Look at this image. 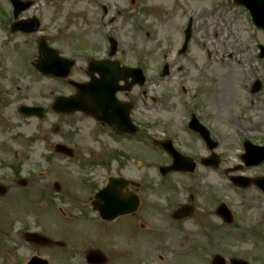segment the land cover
<instances>
[{"label": "rangeland", "instance_id": "obj_1", "mask_svg": "<svg viewBox=\"0 0 264 264\" xmlns=\"http://www.w3.org/2000/svg\"><path fill=\"white\" fill-rule=\"evenodd\" d=\"M35 1L18 20L37 17L41 31L26 36L5 28L6 17L16 20L8 0H0V184L9 188L0 196V264H27L34 255L49 264H88L86 254L93 249L107 256L105 264H211L219 254L228 264L232 259L264 264V193L230 181L231 176L264 175V163L246 167L241 160L244 141L264 146V59L259 56L264 31L253 24L249 10L231 0ZM190 20L192 38L187 52L179 54ZM237 23L241 39L235 34L230 48L226 26ZM46 35L62 55L78 57L74 80H85L89 54H109V36L118 43L112 59L142 66L155 102L145 109L143 88L132 93L141 102L134 115L148 142L116 143L80 114L50 111L57 97H68L73 89L35 68ZM165 64L171 75L161 78ZM257 80L262 89L253 93ZM194 96L199 97L196 116L220 140L214 151L220 165L211 171L200 163L210 151L187 128L197 111L191 105ZM23 104L41 105L47 114L42 121L27 118L19 111ZM169 135L199 171L166 177L157 172L171 159L151 139ZM56 144L76 150V156L55 153ZM109 176L139 183L132 189L141 199L135 213L110 222L91 206ZM19 178L28 180L26 187ZM191 194L197 214L174 220L171 213ZM220 202L234 214L229 224L215 214ZM26 231L67 245L28 243Z\"/></svg>", "mask_w": 264, "mask_h": 264}, {"label": "water", "instance_id": "obj_2", "mask_svg": "<svg viewBox=\"0 0 264 264\" xmlns=\"http://www.w3.org/2000/svg\"><path fill=\"white\" fill-rule=\"evenodd\" d=\"M12 2L15 5L17 15L20 14L22 11L26 10L27 8H29L32 4V2H22V0H12ZM235 2L237 4H243L246 7H248L253 15L255 23L259 27L264 28V0H235ZM37 27H38V21L35 19L14 25L15 30L21 28L26 31H35ZM188 37H190V29L188 30ZM261 48H262L261 57H264V47ZM185 50L186 47H184V49L181 52H184ZM42 51H43V57L42 60L37 63V68L43 71L44 73H52L60 77H67L69 70L73 65V62L64 59H59L58 61L56 58L53 57L54 51L48 49L46 44L42 45ZM54 60L60 63L59 64L53 63ZM108 65L109 66L105 67V69L102 70V72L105 74L104 77H107L106 72L109 69H111V65L110 64ZM132 73H135V77H136L135 81H140L141 84H143L144 78L142 76L141 70H130L128 68H123L120 71L121 78L125 80H127L128 77L132 75ZM167 74H168V69L166 67L163 75H167ZM78 89H79V95L77 98H60L55 103V108L58 111L67 112V113L74 112L78 109H83V110L86 109L85 85H78ZM259 89H260V84L258 83L254 91H258ZM22 110L28 115H32L33 113L38 112L40 109L23 108ZM193 126L197 129L195 125ZM163 145L164 147L170 149L171 151L168 142L164 143ZM246 150L247 153L243 155V159L247 165L258 164L264 161V147L256 148L247 143ZM56 151L67 155H72L70 150L66 149L64 146L61 145L56 147ZM218 162L219 160L216 157L204 161V163L206 164H215V165H217ZM173 168L191 170L194 168V163L188 162L185 164L184 161L182 162L178 156H175V165L173 166ZM166 169L167 168H164L163 170L166 171ZM164 173H168V172H164ZM233 181L238 186L241 187H247L248 184L250 183V180L248 178H241V177L233 178ZM255 182L264 189V178L257 179L255 180ZM27 183H28L27 180H20V184L23 186L27 185ZM125 184L126 181L123 178H112L109 186L101 190L97 194V199L99 200V202H96L94 205L96 209L100 211L104 219L113 220L119 215L131 213L137 209L139 205V198L135 195L121 193V187H123V185ZM56 188L59 190L60 186L57 184ZM7 192H8V188L3 185H0V195H4ZM100 201H103V203ZM218 214L221 215L227 222H230L232 220L231 214L225 205H221V207L218 210ZM26 239L30 242L43 246L52 245V244L64 245L59 242H54L51 239L37 233H27ZM88 258H89V262L93 264H103L107 262V257L98 251L89 252ZM28 264H49V263L46 260L35 256L30 260ZM213 264H225V261L221 256H217L215 257ZM234 264H247V263L244 261H235Z\"/></svg>", "mask_w": 264, "mask_h": 264}, {"label": "flooded vegetation", "instance_id": "obj_3", "mask_svg": "<svg viewBox=\"0 0 264 264\" xmlns=\"http://www.w3.org/2000/svg\"><path fill=\"white\" fill-rule=\"evenodd\" d=\"M102 10L105 13H108V9L107 8H102ZM9 14L11 15V17L14 18L13 16V9L10 8L9 10ZM10 17V16H9ZM7 18V17H6ZM6 18L4 23H6V27L10 28L12 23L14 21L12 20H7L6 22ZM12 19V18H11ZM14 20H16L14 18ZM18 20V19H17ZM22 20H25L24 18ZM97 51V52H96ZM118 52V49L117 51ZM73 58H77L78 57L75 55L73 56ZM109 58V54L107 56H101L98 53V50H95L94 53L89 54L85 59H86V68H85V80L81 81L78 79H75V81L78 82H85L87 83L88 88L92 85V83L94 82V79H100V74L98 73L96 67L97 65H93L95 62H99V61H103V60H118V61H122L119 58H114V59H108ZM72 77H74V70H72ZM74 79V78H73ZM67 85H69V87L71 89H73V94L74 95L76 93V89L73 85H71L68 82H65ZM132 79H129L126 82H119V84L112 82L111 85L112 87H116V86H126L127 90H118L116 91L113 96H110L109 99L106 102V105L102 111V120L97 119L95 116H93L90 113H81L78 112L77 114H80L82 116H84L85 118H88L92 124L95 126L97 133L98 134H102L104 136H106L107 138L111 139L113 142L116 143H122L125 140H134V139H141V138H147V136L143 133L142 131V127L141 125L137 122V120L135 119V111L137 108H139L141 105L139 103H143L144 105H146V108H149L150 105H153L155 102V98L154 96H149L150 91L143 89V100L141 102H139V98L138 95H133L132 92H134L136 89H141V87L139 85H135L132 86ZM132 86V87H130ZM184 93H187L186 89H183ZM94 91L92 89H89L88 92V102L90 105H92L93 103H95L97 106H99V102L96 98L93 97ZM147 100H144V99ZM199 97L198 96H194L192 99V107H194L195 109H197V111L199 112L198 108L195 107L197 101H198ZM201 110H204V108H202ZM126 113L129 114L130 120L132 125L129 127V130H135V132L133 134L130 133H124L119 129V124L121 122H124ZM76 114V113H74ZM193 114V113H192ZM194 115V114H193ZM200 123L202 125H204L207 130H208V134L210 137V140L213 141V143H217V146L219 145V139L214 137V132L212 131V128L203 120L200 118V116L198 117ZM192 132H194V135L198 138L199 141L202 142V144L204 145L205 149L208 150L206 142L204 141V137L202 136V134L200 132H195L192 130ZM209 154H207L206 156H208ZM199 171L198 169H195L194 172ZM130 187H133L130 185ZM195 212V211H194Z\"/></svg>", "mask_w": 264, "mask_h": 264}, {"label": "bare ground", "instance_id": "obj_4", "mask_svg": "<svg viewBox=\"0 0 264 264\" xmlns=\"http://www.w3.org/2000/svg\"><path fill=\"white\" fill-rule=\"evenodd\" d=\"M197 1H202L203 3L205 2H207V1H209L210 2V0H197ZM241 32H242V28H241V26H240V23H237V27H234V28H231V25H227L226 26V34H228V36H229V40L228 41H225V44H226V46H228V47H230V48H232L233 46H231V43H234V35H235V37H236V39H238V40H240L241 39V37H240V35H241ZM238 45H240V43H238ZM241 48V46L239 47V49ZM226 77V76H225ZM225 79V78H224ZM224 90V89H223ZM238 126H240V124L238 125Z\"/></svg>", "mask_w": 264, "mask_h": 264}]
</instances>
